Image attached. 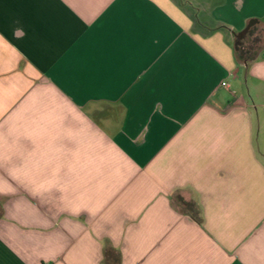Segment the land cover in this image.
Returning a JSON list of instances; mask_svg holds the SVG:
<instances>
[{"label":"crops","instance_id":"obj_1","mask_svg":"<svg viewBox=\"0 0 264 264\" xmlns=\"http://www.w3.org/2000/svg\"><path fill=\"white\" fill-rule=\"evenodd\" d=\"M0 264H264V0H0Z\"/></svg>","mask_w":264,"mask_h":264},{"label":"trees","instance_id":"obj_2","mask_svg":"<svg viewBox=\"0 0 264 264\" xmlns=\"http://www.w3.org/2000/svg\"><path fill=\"white\" fill-rule=\"evenodd\" d=\"M242 43H243V41L241 40V42H239L236 45V47H235V53H236L237 57H239V58H246L247 54H249L250 49L249 48L248 49L243 48L242 47ZM247 58H248V56H247Z\"/></svg>","mask_w":264,"mask_h":264},{"label":"water","instance_id":"obj_3","mask_svg":"<svg viewBox=\"0 0 264 264\" xmlns=\"http://www.w3.org/2000/svg\"><path fill=\"white\" fill-rule=\"evenodd\" d=\"M253 20H251L247 25H246V27L243 29V30H241L238 34H237V36L239 37V38H242L245 34H246V32L248 31V29L250 28V26H251V24H253Z\"/></svg>","mask_w":264,"mask_h":264},{"label":"built area","instance_id":"obj_4","mask_svg":"<svg viewBox=\"0 0 264 264\" xmlns=\"http://www.w3.org/2000/svg\"><path fill=\"white\" fill-rule=\"evenodd\" d=\"M222 84H223V85H226V82H223Z\"/></svg>","mask_w":264,"mask_h":264}]
</instances>
